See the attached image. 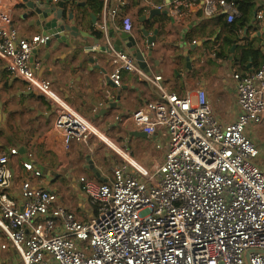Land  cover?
I'll return each mask as SVG.
<instances>
[{"label":"built area","instance_id":"obj_1","mask_svg":"<svg viewBox=\"0 0 264 264\" xmlns=\"http://www.w3.org/2000/svg\"><path fill=\"white\" fill-rule=\"evenodd\" d=\"M146 10L168 11L181 24L195 11L205 21L224 18L234 24L242 18L238 6L228 0L151 3ZM118 12L110 11L112 19ZM257 19L264 22V12ZM124 30L134 34L131 18L124 19ZM50 39L49 35L24 37L14 26L10 3L0 0V58L30 91L52 103L63 158L74 141L84 146V137L98 131L87 129L84 122H91L76 105L39 76L42 62L32 60ZM136 59L129 53H112L109 82L122 88L127 70L149 84L158 98L147 96L141 110L118 121L129 133L166 135L163 158L137 152L140 161L110 145L122 159L115 154L117 162L108 176L79 180L85 197L98 210L97 216L82 222L59 203L56 194L30 180L22 183V200L16 202L5 191L11 187L10 160L18 149L0 152V189H4L0 250H13L18 264H264V153L247 134L249 127L264 124V61L251 74L242 72L240 65L230 68L240 114L235 122L224 124L204 87L191 79L195 77H189L178 94L163 77L142 70ZM106 100L114 103L116 97L108 94ZM1 119L0 115V124ZM24 169L42 176L31 162H24Z\"/></svg>","mask_w":264,"mask_h":264},{"label":"crops","instance_id":"obj_2","mask_svg":"<svg viewBox=\"0 0 264 264\" xmlns=\"http://www.w3.org/2000/svg\"><path fill=\"white\" fill-rule=\"evenodd\" d=\"M7 1L14 10V26L20 28L24 37L43 35L37 29L30 28L31 20L25 18L27 8L23 0ZM77 1L87 4L86 11H92L90 10L91 4L87 0ZM135 1H138L137 7L133 5L132 8L122 12L119 8L120 0H108V5L99 8L100 10L92 11L99 20L97 26L91 24L90 15L87 13V17L83 21L86 24L79 26V31L84 36L79 37L80 45L76 48L59 44L51 37L50 46L45 44L40 47L32 60V62L34 60L42 62L39 76L51 83L56 94L75 104L80 113L88 120L90 119L89 121L94 123L96 129L100 128L102 130L100 133L105 134L106 137L110 135L111 127H117L120 133L129 134L118 119H128L141 110L147 96L157 99L155 90L149 84L142 82L136 75L124 70L122 88L125 89L118 93L108 81L113 69L111 61L108 59L110 62H107L102 59L96 64H91L85 50L92 47V49L100 51L105 43H108L107 36L110 33L114 34V41L120 39L126 34L124 19L131 18L135 24L132 36L140 41L141 49L151 52L144 62L147 65L146 68L148 67L144 71H148L154 76L163 77L164 83L178 94H182L184 85H188V78L195 77L191 79H195L200 87H204L220 121L224 124L235 122L239 117L240 109L230 68L235 64V59L240 57L243 43L236 42L232 49L224 46L226 33L221 35L222 30L217 25L220 19L205 21L201 18L199 11L193 12L186 24L175 21L168 11H163L153 20L142 22L143 17L150 16V12L146 10L148 4H167L176 0H134V3ZM261 4L264 5V0ZM52 6L55 5L52 4ZM67 7L70 8L72 5ZM113 9L119 11L115 19H112L110 14ZM84 10L81 9L80 13ZM260 12H264V10ZM251 26L254 28L253 31L250 34H248V30L240 31L238 39L249 36L250 40H253L255 37H259L261 39L259 45L264 54V22L259 21L256 17ZM142 27H145L151 36L157 37L151 48L146 49L144 46L146 38L143 35ZM99 29L104 31V34L99 33ZM85 35L89 37H85ZM194 41H196L195 45ZM191 46H196V48L191 50L189 49ZM124 48H126V43ZM185 49L189 50L191 64L189 69L186 68L187 59L183 56ZM230 49L231 51H229ZM78 53L80 54L78 55ZM125 53L134 55L131 52ZM97 56L101 57L100 54L95 55V57ZM137 64L139 66L138 60ZM259 66H255L246 73H253ZM97 67L101 69H97ZM90 70H95L94 74H91ZM192 86L197 87L195 81H192ZM108 94H113L116 97L114 103L118 97L121 98L117 109H112V103L110 100H106ZM0 102L3 106L0 124V152L18 149V155L11 157L10 160L13 172L11 187L5 191L10 193L16 202L22 200L21 185L26 180L48 190H50L49 184H54L60 191H63L60 198L65 197L67 201H69V197L66 191L69 190L80 193L84 198L85 195L79 183L80 178L87 176L92 179H102L108 176L111 167L115 165L112 158H106V162L94 163L92 155L97 153V144L99 143V146L102 144L96 135L90 133L83 140L85 149L83 144L76 140L72 144L71 151L65 157H60L61 139L54 130L55 116L52 103L39 92L30 91L27 82L14 76L1 58ZM102 103L104 105L101 107ZM13 118H16V121H13ZM22 119L28 120L19 124ZM113 121L115 123H112ZM11 127L14 128L16 135H12L10 132ZM247 134L264 153V124L260 127H249ZM153 139L156 142H162V139L168 141L162 135L153 137ZM150 141L143 138H138L136 141L131 140L132 144L136 143L140 147L135 151L144 153L146 158L153 156L150 150L148 151L151 145ZM105 150L108 151L106 148ZM144 160L145 158L142 162ZM24 162L33 163L36 170L42 172V176L37 178L28 173L24 169ZM78 172L80 176H77ZM3 191L4 189H0V193ZM78 201L80 200H76L75 203ZM64 206L69 211L73 207L70 201L65 202ZM78 219L81 218L78 216ZM0 264H18L13 250H0Z\"/></svg>","mask_w":264,"mask_h":264},{"label":"water","instance_id":"obj_3","mask_svg":"<svg viewBox=\"0 0 264 264\" xmlns=\"http://www.w3.org/2000/svg\"><path fill=\"white\" fill-rule=\"evenodd\" d=\"M25 6L27 8V12L25 14L26 19H30V28L37 29L39 32H42L44 36L50 35L52 38L58 41L59 44H63L70 48H76L78 45L79 37L84 36L79 31V26L82 24H86L84 19L87 17V13H89L91 18V24L93 26H97L98 19L92 13V11H86L87 5L86 3H80L77 0H62L59 5L52 6V3L47 0H23ZM69 1V2H68ZM72 5V7L68 8L67 6ZM79 7V8H77ZM81 9H85L80 13ZM163 12L158 10H152L150 12V16L148 18L143 17L141 19L142 22H147L148 20H153L155 16L161 15ZM99 33H103L104 31L98 30ZM142 32L144 37L146 38V42L144 44L145 48H151L155 43L157 37L151 36L150 32L142 27ZM158 32L156 33V35ZM85 37H89L85 35ZM114 34L110 33L107 36L108 43H105L104 47L100 50H94L92 47H88L86 54L88 55V61L91 64H96L98 61L105 59L107 62L111 61V54L116 53H125L131 52L139 61V66L143 70H147L146 61L147 55H150L151 52H146L141 49L140 41L135 39L132 35L124 34L120 39L114 41ZM51 40V39H50ZM50 40L47 42V45L50 46ZM126 43V48H124V44ZM196 46H191L189 49H195ZM78 50V49H77ZM183 56L187 59L186 68L189 69L191 67L190 57L188 53V49H185ZM80 53H78L79 55ZM96 54H100L101 57H95ZM110 56V57H109ZM97 58V59H95ZM108 59L110 61H108ZM97 69H101L97 67ZM95 70H90L91 74H94ZM148 72V71H147ZM109 81V77H108ZM109 84L114 87L111 82ZM116 89V88H115ZM125 88L116 89L118 93H121ZM121 98L118 97V100L115 103L111 104L112 109H117L118 104ZM2 104L0 102V115L2 114ZM132 136L136 138L149 139V135L147 133H133Z\"/></svg>","mask_w":264,"mask_h":264},{"label":"trees","instance_id":"obj_4","mask_svg":"<svg viewBox=\"0 0 264 264\" xmlns=\"http://www.w3.org/2000/svg\"><path fill=\"white\" fill-rule=\"evenodd\" d=\"M91 5L92 11L100 10L99 8L104 7V0H87ZM234 2L242 13V18L234 24H228L224 18L218 20L217 25L222 30V34L226 33L224 38V46L231 47L236 42H242V52L239 58L235 59L234 65H240L242 72L246 73L255 66L258 67L264 61V54L261 51L259 43L261 39L255 37V39L250 40L249 36L243 39H238L239 32L248 30V34L253 31L252 22L256 19L257 14L264 10V5L261 4L262 0H228ZM87 5V4H86ZM134 5V0H121L120 10L126 11L128 8H132ZM220 35V36H221ZM231 49L229 51H231ZM229 57V55L227 54ZM260 67V66H259ZM247 74V73H246ZM94 208V217L97 216L98 210Z\"/></svg>","mask_w":264,"mask_h":264},{"label":"rangeland","instance_id":"obj_5","mask_svg":"<svg viewBox=\"0 0 264 264\" xmlns=\"http://www.w3.org/2000/svg\"><path fill=\"white\" fill-rule=\"evenodd\" d=\"M211 58V57H210ZM209 58V59H210ZM13 121H16V118L12 119ZM28 119H22L19 124L22 122H26ZM90 120V119H89ZM112 123H115L114 121ZM91 124V123H90ZM94 124V123H93ZM97 127V126H96ZM8 130V128H7ZM98 132H96V135H98V137H100V139L102 140L103 138L101 137L100 134L104 135L102 132V130L100 128L97 127L96 129ZM110 135H108L107 137L114 143L116 144L118 147H120L121 149H123L125 152H127L128 154H130L131 156L137 157L140 161L141 158L138 155V153L135 150H138L140 147L136 144L131 142V140H138V138L132 136L130 133H124V132H119L117 127H111L110 129ZM14 128L11 127L10 132L12 133V135H16V133L14 132ZM10 133V134H11ZM92 134V133H90ZM162 137H166V135H163ZM135 138V139H134ZM148 140L150 141V148H148V151L150 150V152L152 153L151 155H155L159 160H161L165 154V151H167V143L165 139H162V142H156L153 137H149ZM160 145V149L157 148V145ZM102 144L107 147L109 150L106 151L104 146H99V143L97 144L98 146L96 147L97 153L92 155V160L94 161L95 164H98L99 162H106V158H112L113 160H117L115 154L113 153V151L111 150V146L107 145L105 142H103L102 140ZM106 153V155H104V153ZM117 155V154H116ZM87 156H91V155H87ZM118 156V155H117ZM120 157V156H118ZM121 158V157H120ZM122 159V158H121ZM117 162V161H116ZM77 176H80L79 172L77 173ZM43 181V180H42ZM45 182V181H43ZM47 182V180H46ZM49 189L51 192H53L54 194H56L58 196V200L59 203L64 206L65 202H71L72 207V211L77 217L79 216L82 220V222H89L92 218H94V206L89 203V201L87 200L86 197H82L80 195V193L78 192H74L73 190H69L66 191L67 196L69 197V201L65 200L64 198H60L61 192L63 194V191H60V189H58L57 186H55L54 184H49ZM65 200V201H64ZM76 200H80L78 202L75 203ZM80 202V204H79ZM65 207V206H64Z\"/></svg>","mask_w":264,"mask_h":264},{"label":"bare ground","instance_id":"obj_6","mask_svg":"<svg viewBox=\"0 0 264 264\" xmlns=\"http://www.w3.org/2000/svg\"><path fill=\"white\" fill-rule=\"evenodd\" d=\"M84 124H85V127H86L87 129H90L91 131L96 129V128H95L92 124H90L88 121H85ZM100 135H101V137L103 138V141H104L105 143H107V144H109V145H113V144H114V143H113L108 137H106V136H104V135H102V134H100ZM115 151L120 152V151H122V150L119 149V148H116Z\"/></svg>","mask_w":264,"mask_h":264}]
</instances>
